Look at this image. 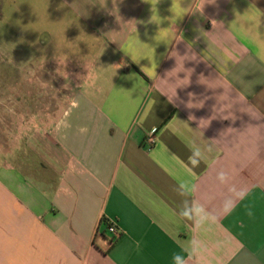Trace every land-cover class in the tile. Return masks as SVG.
I'll return each mask as SVG.
<instances>
[{"label":"crops","instance_id":"1","mask_svg":"<svg viewBox=\"0 0 264 264\" xmlns=\"http://www.w3.org/2000/svg\"><path fill=\"white\" fill-rule=\"evenodd\" d=\"M212 2L50 1L4 78L0 264H172L194 239L205 264H264V0ZM191 198L213 224L179 216Z\"/></svg>","mask_w":264,"mask_h":264},{"label":"rangeland","instance_id":"2","mask_svg":"<svg viewBox=\"0 0 264 264\" xmlns=\"http://www.w3.org/2000/svg\"><path fill=\"white\" fill-rule=\"evenodd\" d=\"M51 0H0V154L3 141V129L7 123L5 108H15L18 100L2 99V91L8 83L4 82L10 76L24 73L28 68L27 64H33L34 33L37 31L40 15L48 14ZM6 15L2 21L1 15ZM44 22V21H43ZM4 83V84H3ZM7 83V84H6ZM9 84L11 90L18 89L17 84ZM6 91L8 89L5 88ZM12 96H14L12 94ZM49 102V101H47ZM55 102V101H54ZM27 107H33V101H26ZM45 120L49 117H38ZM24 117H11V124L23 122ZM30 119V120H29ZM33 117H25V120L32 121ZM20 120V121H19ZM26 121V122H27ZM16 129V128H15ZM13 134H17L14 132Z\"/></svg>","mask_w":264,"mask_h":264},{"label":"clouds","instance_id":"3","mask_svg":"<svg viewBox=\"0 0 264 264\" xmlns=\"http://www.w3.org/2000/svg\"><path fill=\"white\" fill-rule=\"evenodd\" d=\"M214 2L215 0H213L212 3ZM82 131H86V129H82ZM202 158V152L197 147L193 149V154L189 158V161L193 166H197ZM216 179L221 184H226L229 180V175L227 172L221 170L217 173ZM191 191H194V189L188 191V196L191 195ZM230 192L232 193V195L227 197L222 205L223 211L225 213H231L236 206L237 199H244V197L246 196L245 191L237 190L234 187L230 189ZM178 214L184 220L191 222L196 230H202L206 226H209L216 221V216L212 212H210L203 203L194 198H191L190 203L189 200H184ZM207 252L208 245L202 240L194 239L189 242L187 247L182 248L181 252L173 254L172 264H188L189 260L194 261L195 264H205V256ZM184 253H186L187 255H185Z\"/></svg>","mask_w":264,"mask_h":264},{"label":"built area","instance_id":"4","mask_svg":"<svg viewBox=\"0 0 264 264\" xmlns=\"http://www.w3.org/2000/svg\"><path fill=\"white\" fill-rule=\"evenodd\" d=\"M152 136L153 135L151 134V136L147 137V139H146V143L149 144V145H151L153 143ZM106 231L111 235L112 239L117 237V235H118L117 229L111 224H107Z\"/></svg>","mask_w":264,"mask_h":264},{"label":"trees","instance_id":"5","mask_svg":"<svg viewBox=\"0 0 264 264\" xmlns=\"http://www.w3.org/2000/svg\"><path fill=\"white\" fill-rule=\"evenodd\" d=\"M107 222L105 221V220H101L100 222H99V226H98V228L100 229V228H103L104 230H106V226H107Z\"/></svg>","mask_w":264,"mask_h":264}]
</instances>
